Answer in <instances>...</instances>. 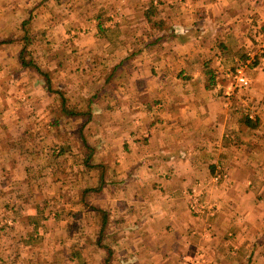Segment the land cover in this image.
Instances as JSON below:
<instances>
[{
    "label": "crops",
    "instance_id": "0c3cea01",
    "mask_svg": "<svg viewBox=\"0 0 264 264\" xmlns=\"http://www.w3.org/2000/svg\"><path fill=\"white\" fill-rule=\"evenodd\" d=\"M43 1L64 12L50 13L41 34L70 36L65 56L56 60L55 54L49 62L53 82L57 77L69 94L74 75L112 86L98 93L96 117L80 129L86 147H96L95 157L104 164L92 186L101 204L76 205L82 212L96 208L112 214L115 232L106 250L104 218L85 220L86 228H98L97 238L86 237L61 214L67 216L71 204L52 217L49 199L31 200L67 181L58 180L51 159L55 150L44 145L36 152L40 141L49 136L63 159L77 147L67 124L37 118L35 126H27L25 120L35 116L23 117L27 110L18 100H24L19 79L25 80L30 63L0 60L5 68L0 72V195L16 199L0 207L6 212L0 216V264H93L91 259L111 264V258L112 264H191L200 257L204 264H264V61L248 69L253 118L234 113L229 97L215 85L219 70L225 72L236 54L255 43L256 33L264 32V0ZM152 11L161 28L153 27ZM137 19L144 21L145 36L157 38H145L131 57L133 40L117 35L131 30ZM20 28L17 35H24ZM107 67L112 71L102 73ZM29 71L31 103L57 94L40 72ZM13 82L16 91L8 89ZM27 129L34 132L32 142ZM109 162L112 170H106ZM219 166L225 178L217 185L212 177ZM90 189H83L84 199ZM193 190L210 191L215 214L192 212ZM80 237L82 252L73 248ZM94 243L96 255L88 253Z\"/></svg>",
    "mask_w": 264,
    "mask_h": 264
},
{
    "label": "rangeland",
    "instance_id": "374dc122",
    "mask_svg": "<svg viewBox=\"0 0 264 264\" xmlns=\"http://www.w3.org/2000/svg\"><path fill=\"white\" fill-rule=\"evenodd\" d=\"M43 3H44L43 0H0V60L2 62L7 61L8 59L15 61L18 60L19 62L20 60L21 61L23 60L25 62L27 61L30 64L28 66L29 68L26 67V69H29L31 71H34L36 69V71L40 72V74L44 78L49 80V85L51 89L55 90L57 94H45V96H43V99H35V101L31 103V100H33L31 98L32 94H28V93L33 91V87H31L32 82L28 83L27 81L33 79L32 78L33 75L28 70L27 73H25L24 75L25 80L22 81V78L19 79V81L21 82L19 83V87L21 85L23 88H25V92H26L24 93V95H20L21 98H23L24 100H18L19 101L18 105L24 107L25 111L27 110V112L23 115V117H25L26 114H30V115L34 114L35 116L34 118H32V116H29V118L25 120V123L27 124V126H32L34 124L36 125L37 118H40L43 121L46 119L47 120L46 122L53 121L57 123H62L63 125L67 124L68 126H70L74 134V137L72 136V134L70 135V137L71 136L73 137L74 142L76 143L75 149L77 147V150L76 151L74 150V152L70 155V157H65V159H63L60 158L62 155L61 153L60 154L56 153L57 151H60L57 150L56 145H51L50 143H48L49 136H47L44 139V141H40L41 145L37 146L36 152L40 153L44 145L45 147L49 148L50 152H53V150H55L56 152H53L54 155L52 156L51 159L53 161L56 174L58 175V180H62V178H65V180L67 181L65 182L66 183L65 186H61L57 182L56 187L54 185L45 194L39 193L37 194V196H29V197L33 202L35 201L36 198L46 199V200L49 199L50 203H52L51 206H53L51 207L50 210L51 213H53L52 217H54L55 214L59 215V213H61L60 208H62V205L64 203H68L69 205L71 204L69 211L67 212V216L64 212H62L61 214L63 216L65 215L64 217H67V219L72 220L76 224L74 232L82 236L84 235L88 237L94 235L96 236L95 238H97L98 228L96 226H92V228L89 229L86 228L85 220L94 221L96 223V221L98 220V216L102 220L104 218V222H106V224H109L107 225V228L105 230L106 234L101 236L102 237L101 240L102 242H104L105 245L104 247L106 249V245L110 244V242L113 240V233L115 232L112 222V218H113L112 214H108L104 216L103 211L97 210L96 208H92L90 210L82 212L81 210L78 209L76 203L80 204L81 200L83 201L88 200L87 202L94 204V207H96L97 204L99 205L101 204L100 198L98 196V192H96L95 187L92 186L96 182V173L102 169L101 167L102 165L104 166V164L98 161L95 157L97 152L96 147H92V146L86 147V145L84 144L83 132L81 134L80 129H83L85 125L89 124L90 121L92 122L94 117H96L94 114L95 108H97L98 106V97L99 96L101 97L102 95L98 93H100L101 90L102 91L110 90L112 86L111 84L106 83L103 80H100V78L98 77H97L98 79H96V77L95 78L92 77L97 82L92 81L91 77H87L86 78L87 82H85V78L83 76L74 75V76H69L70 78H72V83H73L72 87H68L70 90V94H69V92L66 91L64 86H61L60 81H57V77H55V81L53 82L52 78H54V76L51 75L52 72L51 67L53 68V66L49 64V62L51 59H53L52 57H54L55 54H57L58 56L56 60H59V58H63L65 56L66 49L64 43H67L70 36H65L62 34H56L50 36L47 33L41 34L43 28L47 26L49 23L48 16L50 15V13L60 15V13L63 14L64 12V11H60V13H58L57 10L53 8L50 9V7L44 5ZM115 8L116 7H114L113 10ZM16 10L18 11V13ZM31 10H32V14L30 17H28V14H30L29 12ZM115 10L118 11L117 8ZM151 13H152V19L150 21L153 22L152 23L153 27L161 28L163 26V23H161L162 21L157 19L158 18L157 16L159 14L156 13V11L155 12L152 11ZM153 18L155 19L153 20ZM56 21L57 24L60 25L61 21L59 20V18H56ZM131 21L133 22L135 20L131 19L130 22ZM138 21L139 20L137 19V22ZM6 26L9 28L8 34L4 33V31L6 30ZM20 26L24 27V31H23L24 35L21 34L17 35L16 33L21 31L22 28H20ZM145 32L147 31L144 21L141 22L139 21L138 23H136V25L133 28H131V30L128 29L125 32V34H123V36L117 35L118 38H122V40L125 39L126 42L128 43H131L133 40V45L135 46L132 47L134 48L133 50H130L131 57L133 56V54L135 55L139 53L140 49L144 47V44L147 41L150 42L157 38V34H155L156 36L148 37L145 36L146 34ZM256 35L257 36L254 41L255 43L253 45L252 44L246 45L241 52L236 54L231 64L225 66L226 68L225 72L219 70V73L217 74L220 75L215 76L216 87L218 89H223L224 93L227 91L229 87L233 86L235 83L232 80V78L227 77L226 73L230 71L233 72L235 68L236 60L238 61L242 59V57H244L248 49L252 48L260 41H264V32L261 33L259 32V35L256 33ZM112 37H114V35H112ZM145 38H147L146 42H145L146 40ZM6 40L10 42H7ZM4 41H6V44L10 45V47L4 45L3 44ZM97 56H101V55H97ZM263 61L264 58L258 59L257 61L253 62L251 65H248L245 68L246 75H248V69H251L254 66L255 67L260 66V63ZM19 68L15 67L14 70L16 71V69ZM3 69L5 68L1 67L0 64V72ZM7 69L11 70L10 67H8ZM112 69L113 67H107L102 73L106 72L107 70L112 71ZM45 74H47V76ZM88 80L90 81L88 82ZM24 82H26L27 84H24ZM10 85L13 88L9 87L8 89L12 91H16L17 89L16 87H18L17 86L18 84L16 82H13L10 83L9 86ZM250 86L248 88L236 87L230 95L226 93L225 94L229 97L228 102L234 113H239V114L244 113L247 114V116H249L250 118L251 117L253 118V112L251 109L253 107L249 105L250 101L248 99L250 98L249 96V90L251 88ZM80 91H86V92L85 94H78ZM18 95L19 94H14V96H18ZM35 96L40 97L39 94H35ZM47 96H51V97H47ZM38 112L40 113L39 116H37ZM55 118L56 121H54ZM42 120H40V122ZM27 131H28L27 134L29 136L27 137V139L30 142H32L34 139L33 136L34 132L30 131V129H27ZM91 136L92 134L90 133L88 140L92 139ZM65 137H66L65 135H62L61 139H65ZM21 142H23L26 146L27 145L30 146L26 139H22ZM33 155H35L34 157H36L38 154H33ZM87 155L89 157V162L86 165L84 163V158ZM107 157L108 159L106 160L111 161V159H113V156L107 155ZM2 164L4 165V167L7 166L6 163H2ZM107 165H108V169L106 170H112L113 163L109 162L107 163ZM216 171H218V173L220 172L221 175H223L222 177L225 176L224 170H222V168ZM91 173L94 175H91ZM224 178L219 180H214L212 177V180L214 181L215 184L218 185ZM0 188H2L1 185ZM84 188H93L90 189L88 194H86V199H84L82 195ZM208 194L211 196L210 191L209 193H207L206 191L200 192L199 198H200V202L205 206V212L197 215L215 214V210L213 209L214 205L211 204V202L209 201L210 197ZM12 197L15 196L10 195L9 197L6 195H0V207L5 206L2 204H6V203H8V205L13 204L16 199H13ZM100 209H102V207ZM50 211H48V213H50ZM5 214L6 212L0 213V216H4ZM89 214L91 216H89ZM81 225L85 227H82ZM115 227L118 228V226ZM80 239L81 237L77 238L76 243L74 242L75 246H73L74 250L78 252L85 251L84 248L80 246L81 243ZM96 249L97 247L96 244L94 243L92 249L88 250V253L89 254L93 253L92 255H96ZM200 258L201 259L196 260L195 263H193L194 262L193 261L191 264H204L203 258L202 257ZM91 261L93 264H96L97 260L91 259ZM112 261L113 258L110 259L111 264Z\"/></svg>",
    "mask_w": 264,
    "mask_h": 264
},
{
    "label": "built area",
    "instance_id": "2783aa9c",
    "mask_svg": "<svg viewBox=\"0 0 264 264\" xmlns=\"http://www.w3.org/2000/svg\"><path fill=\"white\" fill-rule=\"evenodd\" d=\"M261 57L264 58V41H260L258 44L248 49L242 59L238 61L236 60L233 72L230 71L226 73L227 77L232 78V80L235 82L233 86L227 89V91L225 92L226 94L230 95L236 87L248 88L251 85V79L248 75H246L245 68L248 65H251L253 62L257 61L258 59H262ZM218 169H221L220 166L218 167ZM221 177V173H218L217 171L213 179L219 180L221 179ZM191 197L192 201L190 207L192 211L195 214L205 212V206L200 202V194L193 190Z\"/></svg>",
    "mask_w": 264,
    "mask_h": 264
},
{
    "label": "trees",
    "instance_id": "16d2710c",
    "mask_svg": "<svg viewBox=\"0 0 264 264\" xmlns=\"http://www.w3.org/2000/svg\"><path fill=\"white\" fill-rule=\"evenodd\" d=\"M43 74V73H42ZM46 76H47V74H45ZM47 80V79H46ZM49 80H47V82H48ZM66 113H67V111H66ZM72 114H73V112H72Z\"/></svg>",
    "mask_w": 264,
    "mask_h": 264
}]
</instances>
